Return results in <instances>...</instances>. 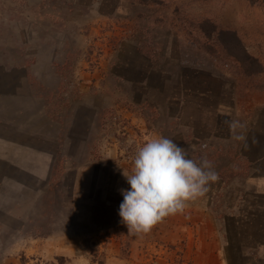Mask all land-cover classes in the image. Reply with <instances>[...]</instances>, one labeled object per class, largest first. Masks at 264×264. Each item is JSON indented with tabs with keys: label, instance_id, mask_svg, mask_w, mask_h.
<instances>
[{
	"label": "rangeland",
	"instance_id": "374dc122",
	"mask_svg": "<svg viewBox=\"0 0 264 264\" xmlns=\"http://www.w3.org/2000/svg\"><path fill=\"white\" fill-rule=\"evenodd\" d=\"M10 66L55 86L61 140L38 194L2 205L0 264H264V158L243 156L264 153V0H0V78ZM158 137L198 163L209 154L218 179L129 232L124 170Z\"/></svg>",
	"mask_w": 264,
	"mask_h": 264
},
{
	"label": "crops",
	"instance_id": "0c3cea01",
	"mask_svg": "<svg viewBox=\"0 0 264 264\" xmlns=\"http://www.w3.org/2000/svg\"><path fill=\"white\" fill-rule=\"evenodd\" d=\"M30 69L37 79L41 77L38 88L29 84ZM1 70L0 183L13 192L12 196L0 192V210H4L5 203L19 202L15 191L27 188L31 195L38 194L40 182L50 178L61 130L56 131V120L49 109L55 86L45 81L43 69L10 66ZM62 142L64 148L65 140ZM21 175L30 178L32 183L21 181L18 178ZM261 192L264 193V185H261ZM13 211L16 217H25L21 213L23 208Z\"/></svg>",
	"mask_w": 264,
	"mask_h": 264
},
{
	"label": "clouds",
	"instance_id": "9594fccd",
	"mask_svg": "<svg viewBox=\"0 0 264 264\" xmlns=\"http://www.w3.org/2000/svg\"><path fill=\"white\" fill-rule=\"evenodd\" d=\"M130 188L121 190L119 215L129 232L147 233L169 215L182 212L186 203L203 197L218 179L212 164L197 162L174 140L158 137L137 151L131 173L124 170Z\"/></svg>",
	"mask_w": 264,
	"mask_h": 264
},
{
	"label": "trees",
	"instance_id": "16d2710c",
	"mask_svg": "<svg viewBox=\"0 0 264 264\" xmlns=\"http://www.w3.org/2000/svg\"><path fill=\"white\" fill-rule=\"evenodd\" d=\"M247 54V56H248V58H250L251 60H254V62L255 61H257V59H255V58H253L250 54H248V53H246ZM199 82V81H198ZM211 93V91H210V89H205V90H196V89H194V88H192V89H189V90H187V96L188 97H191V96H193V97H197V98H200V100L201 101H203V100H205V99H209V97H210V94ZM204 105V104H203ZM202 141H204V145H205V153H206V155L208 154V151H209V149H210V146L208 145V143L206 142V141H208V140H206V139H204V138H202L201 139ZM242 155H243V152H240ZM239 153V154H240ZM247 155V157L245 156V155H243L245 158H247V160L245 161V162H248V163H251V162H255V161H260L261 159H263L264 158V153L263 154H261L260 156H256V157H251L250 155H248V154H246ZM208 156V159L207 160H209L210 159V155L208 154L207 155ZM226 219V218H225ZM227 230H229V229H227ZM226 239H227V241L229 242V244L228 245H230V243H231V239H230V234H229V232L226 234ZM227 259L229 260V263H230V261H231V259H230V257L229 256H227ZM231 264V263H230Z\"/></svg>",
	"mask_w": 264,
	"mask_h": 264
}]
</instances>
